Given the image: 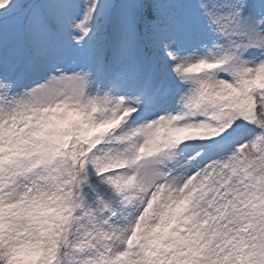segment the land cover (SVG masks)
<instances>
[{
  "label": "snow or ice",
  "instance_id": "1",
  "mask_svg": "<svg viewBox=\"0 0 264 264\" xmlns=\"http://www.w3.org/2000/svg\"><path fill=\"white\" fill-rule=\"evenodd\" d=\"M0 264H264V0H0Z\"/></svg>",
  "mask_w": 264,
  "mask_h": 264
}]
</instances>
